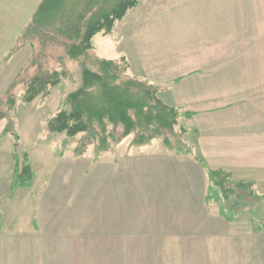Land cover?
Wrapping results in <instances>:
<instances>
[{
    "label": "crops",
    "instance_id": "1",
    "mask_svg": "<svg viewBox=\"0 0 264 264\" xmlns=\"http://www.w3.org/2000/svg\"><path fill=\"white\" fill-rule=\"evenodd\" d=\"M38 2L0 0V96L33 56L31 46L21 45L19 37ZM208 2L195 0L175 21L191 25L194 34L206 35L204 43L195 41L191 52L179 47L167 53L157 41L150 46L146 37L151 44L156 20L133 19L129 29L122 26L124 17L109 33L120 40L127 32L132 51H122L118 57L127 58L129 73L160 85L158 96L164 103L189 113L181 117L180 124L186 129L182 139L192 147V155L169 150L160 140L140 147L130 146L131 138L123 140L105 156L112 164L110 205L105 208L100 204L102 219L96 223L104 231L89 240L90 235L85 234L0 233V264H13L15 253L10 249L22 242H28L21 253L29 264H51L55 252L74 253L86 247L79 244L86 240L101 248L104 256L138 253L136 257L143 259V264H260L257 257L264 251L258 255L259 244H254L262 238L259 234L219 232L230 222H238L243 214L227 219L219 195L206 203L207 172L197 159L211 168L229 171L234 179L253 183L264 195V96L257 95L264 89L246 87L247 82H264V76L231 74L229 66L246 65L247 59L231 61L224 45L215 49L209 42L213 35L231 33L258 35L257 43L263 42L259 35H264V11L253 19V15L250 18L240 11L217 12ZM158 18L159 24L162 17ZM251 26L257 30L249 29ZM119 28L123 29L120 35ZM243 38L246 42V36ZM255 49H264V45H255ZM224 69L228 71L223 73ZM7 135L0 130V141H4L0 152L6 153V145H13L5 143ZM263 204L259 203L255 211ZM103 212L109 215L108 221H103ZM248 217L251 219L250 214Z\"/></svg>",
    "mask_w": 264,
    "mask_h": 264
},
{
    "label": "rangeland",
    "instance_id": "2",
    "mask_svg": "<svg viewBox=\"0 0 264 264\" xmlns=\"http://www.w3.org/2000/svg\"><path fill=\"white\" fill-rule=\"evenodd\" d=\"M194 1L140 0L136 7L129 10L122 26L127 25L129 29L132 28L131 20L133 19L143 20L146 18L148 23L156 20L157 30L151 35V44L149 38L146 37L150 46L157 41L158 45L163 47L167 53L171 49L176 50L179 47L187 48L188 52H191L195 41L204 43L206 35L194 34L191 25H179L175 21L178 22L183 11L191 9ZM211 4L217 12L236 13L240 11L250 18L253 15V19L254 15L264 11V1L261 0H212V2L209 0L208 5ZM3 11L5 13L4 9ZM147 15L152 16L145 17ZM159 16L162 17V22L158 24ZM143 28L144 25H142L141 31ZM249 29L257 30L252 26ZM122 30L120 28L117 30L118 35L122 34ZM243 36H246V42H244ZM253 36L252 34L231 33L222 37L219 34L213 35V41L209 42H212L215 49L224 45L225 51L228 50L229 52L231 61H241V58L247 59L245 60L246 65L229 66L228 69H230L231 74L263 77L264 49H255V45H264V35H259L263 41L259 44L257 43L259 41L258 35L254 36L257 38L255 42L252 39ZM39 44L40 47L36 42L37 51L34 56L39 60V63L48 68L62 69L67 72V76L51 88L52 94L47 100L42 102L40 97L29 103L18 100L10 113V117L0 122L1 131L4 127L11 125V128L18 135L17 142L11 134L7 135L5 143L11 142L13 145L11 147L7 144L6 153L5 150L0 152V220H2L0 233L85 234L90 235L87 236V240L93 239L94 234L104 231L96 227V223L102 219L100 218L102 210L99 206L102 204L103 207L108 208L110 205L111 160L110 157L104 156L105 158L102 157L101 161H95L91 148L84 155L75 157L72 155L74 145L62 148L64 133H53L47 130V119L59 109L62 98L80 84L81 64L72 61L67 56L64 46L53 45L51 40ZM91 44L92 48L81 60L92 69H96V58L114 59L121 55L122 51H132L131 48H133L127 39V32L125 37L120 38V40L115 37V34L98 33L91 39ZM33 71L34 67H31L27 74L29 75ZM227 71L224 69L222 72L226 73ZM230 84L232 86L234 83L230 82ZM241 84L245 83L242 82ZM247 85L264 89L263 81L247 82L246 87ZM257 95L263 97L264 93L258 92ZM3 142L0 141V149L3 147ZM11 148L20 155L22 164L24 162L23 152L28 153L29 161L35 173L33 184L30 187H23L25 188L23 190H19V188L14 191L10 190L9 181L12 180L15 164L14 158L11 156ZM8 194L11 195V200ZM217 195L213 194V198ZM100 199L104 202H100ZM255 212L258 216L264 217V204ZM249 214L248 211L244 212L238 222H230L227 228L226 226L221 227L223 229L219 232L248 236L259 234L262 238L254 243L259 244L257 245L259 246L257 249L259 255L262 249L264 251V228L257 230L252 219L248 217ZM108 220L109 215H105L103 212V221ZM87 240L85 243H79L86 245V247L75 250L74 253L65 251L66 254H63V250L55 252L51 264H143V259L136 257L138 253L129 257H124L123 254H121L122 257L104 256L105 253L100 252L101 248L95 247L94 242ZM26 248H28V242L26 244L22 242L21 246L10 249L12 253H15L12 260L13 264H29L25 260L28 257L21 253V250ZM262 253L257 257L260 264H264V254ZM59 254L63 255L60 256ZM107 254L109 255V252Z\"/></svg>",
    "mask_w": 264,
    "mask_h": 264
},
{
    "label": "trees",
    "instance_id": "3",
    "mask_svg": "<svg viewBox=\"0 0 264 264\" xmlns=\"http://www.w3.org/2000/svg\"><path fill=\"white\" fill-rule=\"evenodd\" d=\"M139 1L40 0L19 37L21 45L31 46L33 56L0 96V122L10 117L18 100L23 103L39 97L42 102L47 100L51 88L67 76L66 71L48 68L34 57L36 42L40 47L39 43L51 40L53 45L64 46L67 56L81 64L80 84L62 98L59 109L46 122L48 131L65 134L62 148L74 145L75 157L91 148L96 161L132 136L130 146H147L160 140L169 150L192 155V147L182 139L186 129L180 124L181 117L189 113L164 103L158 96L160 85L131 75L129 61L123 55L114 59L96 58V69L81 60L92 48L93 36L111 33ZM31 67L34 71L28 75ZM1 134H11L18 141L11 125L4 127ZM23 156L22 164L20 155L13 150L11 191L30 187L35 179L28 153L24 151ZM197 161L207 172L206 203L210 204L213 194H218L227 219L248 211L257 229H263L264 217L256 214L255 207L264 201V195L256 191L253 183L234 179L229 171L211 168L201 159Z\"/></svg>",
    "mask_w": 264,
    "mask_h": 264
}]
</instances>
